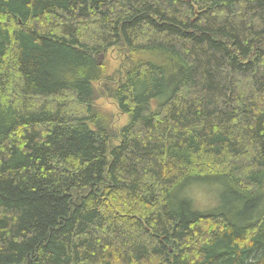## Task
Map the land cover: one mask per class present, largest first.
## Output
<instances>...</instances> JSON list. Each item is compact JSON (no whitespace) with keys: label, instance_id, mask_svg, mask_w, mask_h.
Segmentation results:
<instances>
[{"label":"trees","instance_id":"1","mask_svg":"<svg viewBox=\"0 0 264 264\" xmlns=\"http://www.w3.org/2000/svg\"><path fill=\"white\" fill-rule=\"evenodd\" d=\"M0 264H264V0H0Z\"/></svg>","mask_w":264,"mask_h":264},{"label":"rangeland","instance_id":"2","mask_svg":"<svg viewBox=\"0 0 264 264\" xmlns=\"http://www.w3.org/2000/svg\"><path fill=\"white\" fill-rule=\"evenodd\" d=\"M115 55H117L116 51L112 55H110L109 58L111 73H113L114 71H116V69H118V67H120V66L116 67L117 58ZM115 67L116 69H114ZM107 81L108 79L106 80L104 79L103 80L104 83H100L99 87L104 88L105 82L107 83ZM102 93H100L99 95L103 96L104 94ZM102 96L100 97L97 95V99L94 102L95 105L94 107H96V109L99 112H101L102 114L107 116L109 120H111L110 125L113 123L112 127L114 128L115 131L119 130L120 128H122V126H124L127 123L126 121H128L127 118L129 116H127V114L119 113L117 107L115 106L116 104L114 103V101L104 97L105 95L103 97ZM45 102L48 103V101ZM216 185H205V184L196 185V188L190 191L191 194L188 192V194H190L193 198L191 200L196 210L207 213L212 210H218L221 207H223L221 206L223 204L222 198L224 199L225 202L229 203L231 197L228 195L227 191L224 188H222L220 184L219 186Z\"/></svg>","mask_w":264,"mask_h":264}]
</instances>
